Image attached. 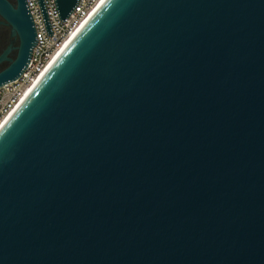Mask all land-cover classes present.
<instances>
[{
  "label": "water",
  "instance_id": "water-1",
  "mask_svg": "<svg viewBox=\"0 0 264 264\" xmlns=\"http://www.w3.org/2000/svg\"><path fill=\"white\" fill-rule=\"evenodd\" d=\"M0 264H264V0H106L0 132Z\"/></svg>",
  "mask_w": 264,
  "mask_h": 264
},
{
  "label": "built area",
  "instance_id": "built-area-1",
  "mask_svg": "<svg viewBox=\"0 0 264 264\" xmlns=\"http://www.w3.org/2000/svg\"><path fill=\"white\" fill-rule=\"evenodd\" d=\"M37 30L38 43L33 49L27 69L17 79L0 87V127L11 115L36 79L60 52L78 26L103 0H78L67 18H60L55 0H44L52 33L49 34L39 0H27Z\"/></svg>",
  "mask_w": 264,
  "mask_h": 264
},
{
  "label": "flooded vegetation",
  "instance_id": "flooded-vegetation-1",
  "mask_svg": "<svg viewBox=\"0 0 264 264\" xmlns=\"http://www.w3.org/2000/svg\"><path fill=\"white\" fill-rule=\"evenodd\" d=\"M17 9L18 0H8ZM21 38L17 30L0 11V73L17 62L20 54ZM1 87V86H0Z\"/></svg>",
  "mask_w": 264,
  "mask_h": 264
},
{
  "label": "bare ground",
  "instance_id": "bare-ground-1",
  "mask_svg": "<svg viewBox=\"0 0 264 264\" xmlns=\"http://www.w3.org/2000/svg\"><path fill=\"white\" fill-rule=\"evenodd\" d=\"M106 0H103L91 13L90 15L78 26V28L75 30V32L71 35V37L67 40L63 48L60 50V52L53 58V60L49 63L48 67L44 70V72L36 79V81L32 84V86L27 90L23 98L21 99L20 103L16 106L14 111L11 113V115L5 120L3 125L0 127V132L4 127L11 121L12 117L17 113V111L24 105V103L27 101V99L31 96V94L34 92V90L38 87V85L41 83V81L45 78V76L48 74V72L52 69V67L56 64V62L59 60V58L63 55V53L66 51V49L70 46V44L73 42V40L77 37V35L80 33V31L84 28V26L87 24V22L91 19V17L96 13V11L105 3Z\"/></svg>",
  "mask_w": 264,
  "mask_h": 264
}]
</instances>
